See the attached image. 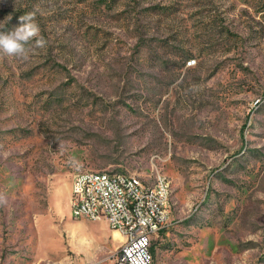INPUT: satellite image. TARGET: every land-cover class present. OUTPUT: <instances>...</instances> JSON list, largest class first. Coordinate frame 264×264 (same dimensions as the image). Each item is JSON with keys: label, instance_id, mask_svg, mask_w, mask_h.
Returning <instances> with one entry per match:
<instances>
[{"label": "rangeland", "instance_id": "374dc122", "mask_svg": "<svg viewBox=\"0 0 264 264\" xmlns=\"http://www.w3.org/2000/svg\"><path fill=\"white\" fill-rule=\"evenodd\" d=\"M0 264H117L83 171L168 178L152 264H264V0H0ZM191 64H187L188 62Z\"/></svg>", "mask_w": 264, "mask_h": 264}, {"label": "built area", "instance_id": "2783aa9c", "mask_svg": "<svg viewBox=\"0 0 264 264\" xmlns=\"http://www.w3.org/2000/svg\"><path fill=\"white\" fill-rule=\"evenodd\" d=\"M76 175L81 179V187L69 192L71 217L104 219L112 231L122 236L117 264H152L153 235L166 225L169 217L166 209L155 205V197L166 201L162 183H167L168 178L156 177L159 189L149 193L146 180L136 182L133 174L83 171ZM117 184H126V194L117 193ZM82 198H89V206H82ZM132 209H139V221H132Z\"/></svg>", "mask_w": 264, "mask_h": 264}, {"label": "clouds", "instance_id": "9594fccd", "mask_svg": "<svg viewBox=\"0 0 264 264\" xmlns=\"http://www.w3.org/2000/svg\"><path fill=\"white\" fill-rule=\"evenodd\" d=\"M35 40L37 47H44L46 41L40 35V27L36 22L35 12H29L18 18V26L10 31L0 30V56L28 59L26 48ZM6 203V198L0 194V206Z\"/></svg>", "mask_w": 264, "mask_h": 264}, {"label": "bare ground", "instance_id": "6f19581e", "mask_svg": "<svg viewBox=\"0 0 264 264\" xmlns=\"http://www.w3.org/2000/svg\"><path fill=\"white\" fill-rule=\"evenodd\" d=\"M156 177H165V176L163 174L158 173L153 177L151 182H147V191L149 193H157V189H159V180H157ZM136 182H145V181L142 180L140 177L136 176ZM80 187H81V180L79 181L76 189H80ZM162 191L167 192L166 201H163L162 197H155V205L159 206V209H166V211H168L169 213L170 205H171V190L168 180L167 183H162ZM117 193L126 194V184H117ZM82 206H89V198H82ZM70 213L72 215V208H70ZM72 217L75 219H79V216H72ZM80 219L89 220V221L104 220V219L87 218V215H80ZM132 221H139V209H132ZM112 235L118 240V243L122 242L123 238L117 231H112Z\"/></svg>", "mask_w": 264, "mask_h": 264}, {"label": "crops", "instance_id": "0c3cea01", "mask_svg": "<svg viewBox=\"0 0 264 264\" xmlns=\"http://www.w3.org/2000/svg\"><path fill=\"white\" fill-rule=\"evenodd\" d=\"M76 188H77V186L74 188V190H75ZM74 190H73V191H74ZM117 241H118V240H117ZM150 250H152V248H150ZM151 253H152V252H151ZM152 255H153V254H152Z\"/></svg>", "mask_w": 264, "mask_h": 264}, {"label": "trees", "instance_id": "16d2710c", "mask_svg": "<svg viewBox=\"0 0 264 264\" xmlns=\"http://www.w3.org/2000/svg\"><path fill=\"white\" fill-rule=\"evenodd\" d=\"M152 254H153V249L151 250Z\"/></svg>", "mask_w": 264, "mask_h": 264}]
</instances>
